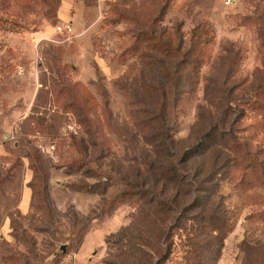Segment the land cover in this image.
<instances>
[{
    "label": "rangeland",
    "instance_id": "374dc122",
    "mask_svg": "<svg viewBox=\"0 0 264 264\" xmlns=\"http://www.w3.org/2000/svg\"><path fill=\"white\" fill-rule=\"evenodd\" d=\"M226 1L0 0V264H264V0Z\"/></svg>",
    "mask_w": 264,
    "mask_h": 264
},
{
    "label": "trees",
    "instance_id": "16d2710c",
    "mask_svg": "<svg viewBox=\"0 0 264 264\" xmlns=\"http://www.w3.org/2000/svg\"><path fill=\"white\" fill-rule=\"evenodd\" d=\"M197 28H194L191 35H190V43H191V50H194V46L198 45L199 42H201L199 40V34L197 33ZM164 50H158V53H162ZM167 57H169V53L167 52ZM147 56V54H146ZM150 56V55H149ZM148 56V57H149ZM145 65H154V63L152 64V62H147ZM171 81V79H169ZM146 93H148V95H150L151 98H158V100L160 101V105H155L157 108L160 109V112L162 115H159V120L161 121V126L162 124L165 125L166 124V109H167V105L170 101V97L171 96H175V91L174 89H171L170 87L166 88L165 86H157L156 89H145ZM165 111V112H164ZM163 112V113H162ZM156 116H152L150 118L149 121H154L152 119H156L154 118ZM163 127V126H162ZM165 135V137H164ZM159 142L160 145V149L161 151L164 152L163 146H165V140L168 138L167 134H164ZM206 140V143H202V141L199 142V144H197L196 146L187 149L181 156L183 157L182 159H180L179 161V165H181L182 163H186L188 164L190 161H192V159L196 158L197 156H205L207 154L208 149L210 148L208 145L210 141H213L215 139V137H211L210 135H208L206 138H204ZM29 157V156H27ZM36 158V157H35ZM34 164H37L40 161V158L37 157L36 160H34ZM33 164V167H35V165ZM18 163H14L12 164V169H15L16 167H18ZM36 169H38V167H36ZM169 178H168V177ZM210 174H207L206 172L203 173L202 171H198L197 173H194L192 175L193 179H195V182L193 183H189L191 189L193 190V196L194 201L196 202L195 205H197V207H204L207 203V201L210 198H214L216 197L213 188L216 187V184H214V186H211V182H209L210 179ZM162 178H165L166 180H170L173 181L174 183L179 182L181 180H183V176L179 175L176 169V166L172 165V167H169L167 170H165L162 173V176L160 178V180H162ZM192 180V179H190ZM176 185V184H175ZM45 189V186H43ZM133 188H136L137 190H131V192L129 193H122L120 194L121 197L123 196H134L139 200H142L143 197V193L144 191H142L140 184L133 186ZM155 196V195H154ZM161 195L155 196L152 201H148V202H141V205L138 207V215H144V213L147 212L145 210V203L147 204H153V208L156 212H158L160 209H165L169 210L171 209L172 211H174V205H176L178 199V192H173L172 195L170 196V198H168L167 200H162V198L160 197ZM145 211V212H144ZM144 212V213H143ZM179 218H177L178 220ZM212 220L214 218H211ZM200 221L203 223V228L206 227H210V231L212 232V234H216L218 232V226L212 224L211 225V220H208L205 218V216H202L200 218ZM177 224V223H176ZM174 228H176L174 226ZM171 235V234H170ZM222 236V235H221ZM169 237V233L167 231L163 232V241L164 243H166V241L168 240ZM140 239H143L142 237H139ZM145 241V240H144ZM147 242V241H145ZM167 255V253H166ZM167 258V256H163L162 259Z\"/></svg>",
    "mask_w": 264,
    "mask_h": 264
},
{
    "label": "crops",
    "instance_id": "0c3cea01",
    "mask_svg": "<svg viewBox=\"0 0 264 264\" xmlns=\"http://www.w3.org/2000/svg\"><path fill=\"white\" fill-rule=\"evenodd\" d=\"M69 4V3H68ZM65 10H66V7H63V9L60 11V12H62V13H60L59 12V14H60V16L61 17H66L67 15H66V13H65ZM3 155L4 154V151L2 150V151H0V155Z\"/></svg>",
    "mask_w": 264,
    "mask_h": 264
},
{
    "label": "built area",
    "instance_id": "2783aa9c",
    "mask_svg": "<svg viewBox=\"0 0 264 264\" xmlns=\"http://www.w3.org/2000/svg\"><path fill=\"white\" fill-rule=\"evenodd\" d=\"M230 3H231V0H227V1H226V4H227V5L230 4ZM56 31H57L58 33H60V34L63 33V30H62L61 27H57V28H56ZM67 40H68V39H67Z\"/></svg>",
    "mask_w": 264,
    "mask_h": 264
},
{
    "label": "water",
    "instance_id": "95a60500",
    "mask_svg": "<svg viewBox=\"0 0 264 264\" xmlns=\"http://www.w3.org/2000/svg\"><path fill=\"white\" fill-rule=\"evenodd\" d=\"M62 250H64V249H62Z\"/></svg>",
    "mask_w": 264,
    "mask_h": 264
}]
</instances>
